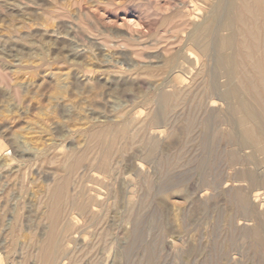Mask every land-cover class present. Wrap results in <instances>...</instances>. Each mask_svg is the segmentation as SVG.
<instances>
[{
	"label": "rangeland",
	"instance_id": "1",
	"mask_svg": "<svg viewBox=\"0 0 264 264\" xmlns=\"http://www.w3.org/2000/svg\"><path fill=\"white\" fill-rule=\"evenodd\" d=\"M189 1L0 0V264H41L48 188L67 171L57 158L122 128L137 143L121 142L112 173L86 161L71 186L108 233L79 264H264L251 234L264 227V196L249 182L262 172L232 160L246 152L215 64L220 22L207 53L191 40L219 0L198 10ZM183 90L191 103L169 105ZM74 211L53 264H72L94 242L93 221Z\"/></svg>",
	"mask_w": 264,
	"mask_h": 264
},
{
	"label": "bare ground",
	"instance_id": "2",
	"mask_svg": "<svg viewBox=\"0 0 264 264\" xmlns=\"http://www.w3.org/2000/svg\"><path fill=\"white\" fill-rule=\"evenodd\" d=\"M189 2L191 4V6L189 5L190 7L198 10V3H202L204 0H190ZM223 3L225 7H223L224 10L221 11L220 8H222L221 5ZM183 8H187L186 2H184ZM181 14H183V12ZM186 15L187 14H184L182 17ZM218 22H220V24ZM214 23H218L220 27L218 28L219 30L217 29L218 33L215 32L217 34V42L214 43L216 44L215 49L217 55L215 64L217 70L223 73L228 79V83L226 82L227 90L224 96L229 103V117L235 121L238 128L239 136L236 140L240 148L239 150L246 152L244 158H238L232 154V160L236 165L242 164L246 168L252 166L253 168L261 170V175L252 172L254 175L250 176L249 182L254 189L260 192L259 195L264 196V0H219V3L215 4L213 8L212 14L202 21V23L200 22L197 26L194 25V33L192 34L193 37L191 40L199 45L205 53H207L210 48V44L207 42L209 39L207 38L214 33ZM185 25L187 24L185 23ZM188 51L191 55H195L193 49L190 48ZM203 51L202 53L204 54ZM203 67L204 66H202V68ZM197 73L199 74V72ZM197 75L195 76L197 77ZM201 76L202 75H199V79L197 78L196 80L199 81V84H197L202 90V86L205 82L202 81L204 78L202 79ZM194 82L196 85V81ZM204 93L208 94L207 92ZM191 96V91H179L169 99V105L173 107L183 106L184 103H188L187 99ZM170 110L173 109L169 108V111ZM226 116L228 119V115ZM203 127H206V122L203 123ZM109 133L112 134L110 139L108 138ZM145 134L147 135V133ZM135 135L138 136L137 134ZM133 136H128L126 128H122L116 135L109 129H103L88 136L89 138L87 139L85 147L78 154L74 153L75 155H66L57 158L56 162L65 164L67 167L65 169L67 171L54 185L48 188L47 211L51 222V228L44 245L40 247L39 260L41 264H53L61 257L62 242H64L63 240L75 225L72 223L73 218L70 217L74 210H79L80 214L83 213L89 216V219L93 221V226L96 228L97 234L90 249L87 250L86 253L84 252L81 255L73 256L72 264H79L81 259L83 260V257L88 254L94 257L95 251L98 250L97 248L105 243L108 233L104 228V216L101 214L100 216H95V213L91 210L95 203L91 199L84 197L80 201H77L76 198L74 199L75 196H71V186H73L76 179L80 176L79 173L82 172L81 167L86 161L94 164V162L102 159L100 165L102 168L100 169L111 172L114 168L111 167L114 163L115 156L122 151L121 142L127 138L130 139L129 141H131V143L135 142V140H133L135 136ZM230 136L233 138L232 133H230ZM142 140H144V138ZM216 150L217 149H215V151ZM84 166L85 165H83V167ZM90 166H92V164ZM87 170L94 169L89 167ZM243 193L240 194L242 200L239 197L242 203V209L251 215L254 213V209L248 206L249 202ZM76 214L79 215L78 213ZM251 234L258 246L264 248V227L260 226L253 228Z\"/></svg>",
	"mask_w": 264,
	"mask_h": 264
}]
</instances>
